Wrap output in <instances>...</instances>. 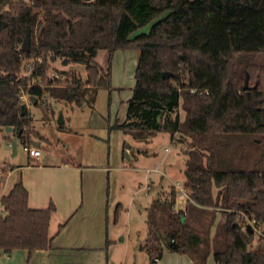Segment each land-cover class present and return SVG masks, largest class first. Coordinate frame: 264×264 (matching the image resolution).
<instances>
[{
	"label": "trees",
	"instance_id": "trees-1",
	"mask_svg": "<svg viewBox=\"0 0 264 264\" xmlns=\"http://www.w3.org/2000/svg\"><path fill=\"white\" fill-rule=\"evenodd\" d=\"M156 19L148 32L132 37ZM28 27L29 53L22 50ZM121 49H137L140 58L128 121L118 128L141 142L160 132L191 138L187 210H175V187L154 199L147 208L149 240L141 249L151 264L167 251L187 254L196 264H207L211 253L216 264H264V62H257L264 55V0H0V131L14 127L24 141L39 136L20 99L23 90L35 105L49 97L93 108L103 71L95 57L108 50L111 61ZM43 53L41 70L24 75L25 61ZM64 59L84 64L86 78L68 71H60L64 79L47 78L53 63ZM165 71L173 75L164 78ZM39 76L43 84L29 87ZM241 143L257 155L244 160ZM28 199L22 180L2 197L4 253L53 248L55 204L32 209ZM207 208L226 214L214 238L212 224L204 236L192 224ZM241 216L255 221L258 239L238 223Z\"/></svg>",
	"mask_w": 264,
	"mask_h": 264
},
{
	"label": "rangeland",
	"instance_id": "rangeland-1",
	"mask_svg": "<svg viewBox=\"0 0 264 264\" xmlns=\"http://www.w3.org/2000/svg\"><path fill=\"white\" fill-rule=\"evenodd\" d=\"M157 20L138 29L132 34V37L148 32ZM139 58V50L121 49L115 52L110 61L109 51L99 50L96 61L103 68V71L98 80V95L93 108L85 105L80 109L63 101L55 102L52 98L42 99L38 105L28 103L31 111L29 112L33 117L31 130L39 132L51 140L52 143H43L42 148L51 152L56 159H64V156L58 154L62 151L63 140L59 142L60 137L58 138L55 127L61 112L71 117L72 123L69 124L68 122L67 126H74L77 129L86 126L97 128L96 139L100 142L97 143L96 152L99 154L101 161L116 167L111 171L109 225L111 237L115 238L119 244V257L123 252H126V247L128 248L126 264H151L149 254L145 250H140V246L145 245L149 240L147 208L153 200L164 198L170 193L172 187H175L177 192L180 188L186 190L189 196L185 197L184 208L186 210L190 198V189L185 185L186 176L184 171L189 158L187 151L191 138L182 137L180 134L173 136L170 132H160L146 142H132V136L123 141L121 140V133L115 130H107V134L111 135L104 136L106 132L104 128L108 124L110 111L114 108L113 104L116 102L115 95L111 94L110 86L124 87V90L120 91L126 102L131 95L130 88H134L136 84L135 73ZM257 62H264V55L258 57ZM54 67L59 72H76L82 78H86L87 75L85 65L82 63L71 61L68 64H63V61H57L54 63ZM109 68L111 69L109 70ZM109 72L114 74L113 79H110ZM116 106V110L121 115L125 106L121 102L119 104L116 102ZM81 110H84V113H81ZM177 113L183 121L185 111L179 108ZM27 135L28 133L25 134V136ZM23 143V138L17 133L7 132L6 130L0 131V193L7 186L9 170L28 160V154L24 151ZM241 144L242 146L238 148L243 149L245 147L246 150L244 160L257 155L254 147H250L247 143ZM128 145L133 147L129 151L127 150ZM168 148L169 151H167ZM237 154H241V152ZM234 158L238 159V155H234ZM155 168L158 171H155ZM148 169L151 171L148 172ZM17 175L15 174L11 178V183H14ZM215 191L217 192V189ZM119 204L123 208L122 210L119 209L122 216L120 218L119 215L118 220H116V208ZM177 208L176 201L175 210ZM225 218L226 214L222 209L207 208L199 219L193 221L192 224L195 230L203 236L210 228L209 224H212L210 235L214 238L218 224L222 223ZM238 222L243 225H251L258 239L260 230L259 227H256L254 221H249L241 216ZM124 237L126 238L125 244L122 243ZM111 250H113V247H111ZM210 262L214 264L213 256H211Z\"/></svg>",
	"mask_w": 264,
	"mask_h": 264
},
{
	"label": "crops",
	"instance_id": "crops-1",
	"mask_svg": "<svg viewBox=\"0 0 264 264\" xmlns=\"http://www.w3.org/2000/svg\"><path fill=\"white\" fill-rule=\"evenodd\" d=\"M109 77L113 79L114 74L109 72ZM134 88H130L131 95L125 102L120 91L124 90V87L110 86L111 94L115 95L116 102L123 103L125 109L119 115V111L116 110L117 106L115 107L116 102L113 104L114 108L111 109L108 124L104 128L106 131L104 136L111 135L107 134V130L119 131L123 141L131 136L118 126L128 121L129 100ZM52 100L58 102V100ZM27 108L30 111L29 107ZM81 113H84V110H81ZM58 118L59 121L56 120L57 126L55 127L58 138L60 137L59 142L63 140L62 151L58 154L64 156V159H56L51 152L42 148L43 143H52L49 138L39 132V136L31 135L30 139L24 141L23 144L39 148L41 156L34 157L26 151L28 160L9 170L7 186L0 193V215L4 214L1 205L2 197L20 180L29 192L30 208L47 209L51 203L55 204L56 212L50 224V234L54 235L53 248L33 252L15 250L12 253H4L0 250V264H126L128 248L126 247V252L119 257V244L115 238L111 237L109 225L111 171L116 167L101 161L96 152L97 143L100 142L96 139V127L86 126L77 129L74 126H67L68 122L72 123V120L64 112H61ZM131 140L139 142L133 137ZM38 141L41 142L40 146L35 145ZM132 148L130 145L127 150ZM15 174H18L17 179L11 183L10 180ZM122 209L120 207V210ZM62 224L65 226L58 232ZM122 243H126L125 237ZM140 250H143L141 246ZM211 256H213L212 253L207 264H212V262L209 263ZM157 264L196 263L187 254L167 251ZM214 264H216L215 260Z\"/></svg>",
	"mask_w": 264,
	"mask_h": 264
},
{
	"label": "built area",
	"instance_id": "built-area-1",
	"mask_svg": "<svg viewBox=\"0 0 264 264\" xmlns=\"http://www.w3.org/2000/svg\"><path fill=\"white\" fill-rule=\"evenodd\" d=\"M44 63V53L41 54V55H37L33 58H30L28 60L25 61L24 63V67H23V74L25 75H31L33 73H37L39 72V70H41V66L43 65ZM55 63V62H54ZM53 63V65H54ZM47 78L51 79V80H61V79H64V76L55 68V67H52L48 73H47ZM44 82V79L42 77H35V78H32V80L30 81L29 83V87L31 86H35V85H42ZM31 94L29 93L28 90H23L21 95H20V99L22 100V102L24 104H26V106L28 107V103H32L31 101ZM24 150L27 151L31 156H34V157H39L41 156V150L39 148H36V147H33V146H24ZM170 149L168 148L167 151H169ZM155 171H158L157 168L154 169ZM148 172H150L151 170L148 169L147 170ZM178 186V185H177ZM179 187V186H178ZM180 188V187H179ZM189 197L186 190L180 188V190L178 191V195H177V210L176 211H179V210H184L185 211V208H184V202H185V197ZM180 205V206H179ZM243 218H246L245 216H243ZM247 220L249 221H254V220H250L248 218H246ZM239 223V222H238ZM255 223V221H254ZM243 226L244 230H246L249 226L251 225H243L242 223H239ZM155 261H159L158 259H155Z\"/></svg>",
	"mask_w": 264,
	"mask_h": 264
},
{
	"label": "water",
	"instance_id": "water-1",
	"mask_svg": "<svg viewBox=\"0 0 264 264\" xmlns=\"http://www.w3.org/2000/svg\"><path fill=\"white\" fill-rule=\"evenodd\" d=\"M84 1H92V0H84ZM44 31V29H43ZM22 50L25 51V52H30L31 51V30L30 28L28 27L27 28V31H26V35H25V38H24V41H23V44H22ZM68 63V60L67 59H64L63 60V64H67ZM163 77L164 78H169L170 76L173 75L172 72H169V71H165L163 72ZM245 88H249V74H247L246 76V79H245ZM31 101L33 104H36V99L34 97H31ZM5 130L7 132H14L15 129L14 127H6ZM41 142H35V145L36 146H40ZM128 148L130 147V145L127 146ZM249 228H251V232H253V228L251 226H249Z\"/></svg>",
	"mask_w": 264,
	"mask_h": 264
}]
</instances>
